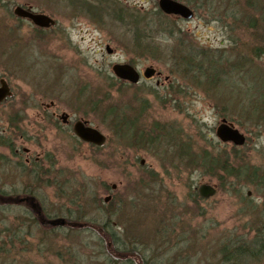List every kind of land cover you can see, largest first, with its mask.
Listing matches in <instances>:
<instances>
[{"label": "rangeland", "instance_id": "1", "mask_svg": "<svg viewBox=\"0 0 264 264\" xmlns=\"http://www.w3.org/2000/svg\"><path fill=\"white\" fill-rule=\"evenodd\" d=\"M78 1L0 0V78L14 96L0 106V142L1 135L9 137L19 151L28 148L42 158L35 180L26 176L27 170L18 173L10 162L11 151L0 146V192L11 195L14 204L0 205V220L19 213L25 217L24 195H32L47 214L68 220L61 236L48 226L29 229L25 224L21 230L31 235L25 233V243L9 248L10 258L0 264H76L73 255L79 258L77 264L264 260V246H258L264 242V43L240 33L233 14L242 16V8L247 16L248 8L241 0H199L195 10L191 7L192 19L170 17L172 33L151 30L140 42L127 32L132 25L118 21L120 14L113 9L124 7L142 17L158 9L157 0H85L102 3L100 12ZM16 7H32L56 27L40 36L27 24L21 29V19L13 14ZM259 22L249 31L261 34L264 21ZM251 47L262 56L254 54L251 61ZM190 48L206 69L212 59L216 64L227 60L220 84L196 83L177 63ZM130 61L140 73L152 66L168 75L173 83L168 91L177 93L180 84L184 97L164 102L173 93L155 80L119 84L111 67ZM41 97H52L56 111L89 121L107 138L104 146L78 144L70 133L50 126L45 131L37 116ZM113 107H127L128 116L142 114L136 134L106 117ZM222 119L246 137L245 144L218 141L215 129ZM170 138L175 140L172 146ZM182 145L197 160L221 153L237 176L204 173L198 162L178 156ZM203 184L216 189L207 200L196 196ZM108 195L112 198L105 203ZM106 225L122 246L135 249L117 251L119 243L99 233Z\"/></svg>", "mask_w": 264, "mask_h": 264}, {"label": "trees", "instance_id": "2", "mask_svg": "<svg viewBox=\"0 0 264 264\" xmlns=\"http://www.w3.org/2000/svg\"><path fill=\"white\" fill-rule=\"evenodd\" d=\"M176 1L181 2V3L189 6L190 8L192 7L194 9V7L197 6V3L199 0H176ZM241 1H242V7H244V8L247 7L248 10L250 11V14L245 16L244 10L242 8H241L242 16L238 15L233 10L234 11L233 14L235 15L234 16L235 25L238 28V31L240 33L243 31L244 32L246 31L249 33L251 38H256V39L258 38L259 41L264 43V27H262L263 30L261 31V34H259V35H257L258 30L250 32L251 30L256 29L257 26H259L258 21H260V22L264 21V0H241ZM75 3H77V4L81 3L83 6H86V7L92 5L91 3H88V1H85V0H79L78 2H75ZM91 7H92V10H94L95 12H100V10L102 9L103 6H102V3H97V5L93 4ZM227 7H229V5ZM227 7H225L226 8L224 10L225 12H227L229 10V8H227ZM104 8L107 9L106 7H104ZM113 10L119 12V14H120V16L118 15V18H117L118 21L124 22L125 24H127L129 22L127 25H129V24L132 25L128 28L127 32L128 33L131 32L132 34L134 33L135 38L137 36L138 40L140 42L149 38L150 35L148 33L151 32V30H153L155 32H159V33H164L167 31H168V34H169V32L172 33L173 27H171L170 22H169L170 17L164 15L158 9L155 12H152L146 16L144 15L142 17L141 16L136 17V15H134L133 13H130L129 11L127 12L124 7H120V6L114 8ZM131 14H133V15H131ZM127 17H131V18H129V20L128 19L125 20L124 18H127ZM134 18H136V19H134ZM141 23L143 24L142 28L140 27ZM137 24H138V26H136ZM165 26H166V28H165ZM153 27H156L157 29H154ZM249 29H250V31H249ZM259 46L261 48V45H259ZM254 49H255V51H254ZM260 50H261L260 52L262 54H264V49H260ZM260 52H259V49L251 47V54L252 55L249 56L251 61H252V57H254L253 55L254 54L258 55ZM262 54H261V56H262ZM195 55H196V53L192 52V49L190 48L189 51L186 52L185 56L184 55L179 56V58L177 59V63L181 66L183 65L186 68L187 73L192 74V78L194 79V82H196V83H199L201 81H206V83H204V84H207L208 87H211L210 85H216L217 83H219V81L221 82L222 79H220V73H223L225 71L223 69L222 63L223 64L228 63L227 60H224V61L220 62L219 64L217 63L218 64L217 65L214 62L215 59H212L210 57L213 62L211 63L210 61H208V69H206V68L202 67V64L199 61H197V58ZM220 57H222V56H220ZM235 65H237V64L234 63V66ZM235 68H237V67H235ZM176 79H180V78L177 77ZM202 84H203V82H202ZM170 90H173V89H170ZM121 111L123 112V109L122 110L120 109V111H117L116 108L113 107V108L109 109L108 113H106V117L110 118V120H112V122H117L119 112H121ZM127 112L128 111H126V113ZM258 117H260V116H258ZM260 120H262L261 117H260ZM127 126L134 133L135 127H133L132 124L127 125ZM177 139L180 140L179 136L178 137L176 136L175 140H177ZM175 140H174V138H173V141L171 138L169 139L171 146H172V144H175ZM170 145H168V146H170ZM177 153H178V156H180V157H181V154H182L183 158L185 156L186 162H188V163L197 164V162H198L200 164V165H198L199 168L204 173H207V172L217 173L220 171L223 174L225 173L227 175H234V177L237 176V173H234V171H232L230 168L227 167L226 160L222 157L221 153H219V155H216V157L213 159L210 158L209 156L207 157L206 154H203L197 160V158H198L197 156H195V158H193L194 155L192 154V151L190 150V148L188 147V149H186V148H184L183 145L177 149ZM12 199L13 198L11 197V195H6L5 193L0 192V205H11V204L14 205L12 203V201H13ZM78 212H80V211L78 210ZM26 215H28V213H25V217L22 216L23 218L21 219V213H19L15 217L13 216V218H11V220L5 219V218L3 220H0V224H2V228H3V230L0 232V261H7L8 258H10V256H9L10 252H8L9 248L12 249V248H15L16 246L21 247V244L25 243L24 242L25 233H26V235L27 234L31 235V233L28 231H27L28 233L23 232L21 230V227H23L25 224L26 225L28 224L26 227H28L29 229L31 227H35V228L37 226L39 227V225H37V223L32 218H28L29 216H26ZM43 217H44V214H43ZM107 217H108V215H107ZM52 230H56V231H50L51 233H54L56 235V233L60 232V236L62 235L61 234L62 229H52ZM105 230L102 231L100 229L99 233L105 232L104 238L106 240L108 239V242L110 240L113 243H119V245H115L117 251H119L121 253H125V252H127V250L135 249V247L134 248L133 247L126 248V247L122 246V243L119 242L118 240H116L118 237H115V234H113L109 230L108 226L105 228ZM78 231L81 232L80 229H78ZM63 237H64V235H63ZM127 253H129V252H127ZM57 254L59 255V253H57ZM115 255H116V253H115ZM136 255L142 260L141 253L140 254L138 253ZM73 256H74V259H72L73 262L79 263L80 262V261H78L79 258L76 255H73ZM111 257H113V254L111 255Z\"/></svg>", "mask_w": 264, "mask_h": 264}, {"label": "flooded vegetation", "instance_id": "3", "mask_svg": "<svg viewBox=\"0 0 264 264\" xmlns=\"http://www.w3.org/2000/svg\"><path fill=\"white\" fill-rule=\"evenodd\" d=\"M31 8V7H30ZM169 17H175V18H179L178 16H169ZM21 19V29L22 27L25 26V24L29 25L33 31L35 32L36 36H40L43 35L44 33H46L47 31L53 29L56 27V22L54 21L53 24H51L48 27L42 28V27H38L36 25H34L29 19L27 18H20ZM181 19V18H180ZM120 64V63H119ZM123 64H128L130 66H132L133 68H135V70L138 72L139 74V80L136 84H131L128 81L122 80L120 78L115 77L114 75V79L116 80V82H118L119 84H124V85H130V86H137L141 81H150V80H155L156 85H164L165 88H167V86H170L172 82V80L169 79L168 75H165L163 73H161L160 71L154 69L152 66H149L151 68H153L155 70L154 74L150 77V78H145L143 76V71L140 73L137 69V66H135V64L128 62V63H123ZM162 79V83L160 82V80ZM2 82L6 85L7 90H8V95H6L5 97L0 98V106H4L8 100H10L12 97V89L10 88V85L8 84L7 81H5V79L0 78V88ZM167 84V85H166ZM179 84V83H178ZM180 88L178 87L177 93L175 92V90H171L167 88V92H169V94L172 92V96L165 95L163 97L164 102L166 101V98H173L176 97L173 101H177L176 99H178V101H181V98L184 97V93H183V88L182 86L179 84ZM177 95V96H176ZM38 105H39V110L37 113L38 118L40 119V123L44 126V130H47V126L52 127L54 130L56 131H61V132H65L66 135L68 133H70L71 136H68L69 138H73L76 143L80 144V143H84V144H88V145H93L87 142L82 141L81 139H79L74 132V127L76 124H82L84 127H88V128H93L95 130H97L99 133L100 131L98 129H96L95 127L91 126L89 121L84 120L83 118H78V119H72L71 116L64 112V111H56V103L53 101L52 97L47 100L44 98H39L38 99ZM49 101V102H47ZM143 107V106H141ZM128 109L127 107H122L121 110L123 109V112H119L118 115V122L119 124H125V125H130L132 124L133 127H135L134 129V133L136 132V127H137V123L140 121L141 118V113H137L138 115H130L128 116L126 111L124 109ZM52 110V111H51ZM18 115V114H17ZM19 116V115H18ZM22 119V117H21ZM137 130L138 127H137ZM133 133V134H134ZM1 134V132H0ZM138 137L141 138L142 132H138ZM136 135V136H137ZM3 142H0V146L7 148L9 151H11V165L17 169L18 173H25L27 170L28 174L26 173L27 177H33L35 180H37V178L39 177V165L38 162L42 161L41 155L40 154H36L33 155L30 151V149L28 148H24L21 147V151H19V148H15L13 146L12 143V139H10L9 137L5 138L3 137V135H1ZM26 137V136H25ZM72 139V140H73ZM106 137L105 140L103 142V144H101L100 146H95V147H103L105 142H106ZM142 139V138H141ZM21 142H24V138L21 135ZM10 162H8L10 164ZM4 163V162H2ZM1 163V164H2ZM140 164H143V160L140 161ZM112 188H114L112 186ZM198 196V194H196ZM108 199V201L112 198V196L108 195L107 197L104 198V202H108L105 201V199ZM199 199L203 200L202 198H200L198 196ZM21 203H23L27 209L24 210L25 213H28V215L37 223V225L39 226H48L52 229H64V227L67 225V218L66 217H62V218H57L58 217V213L57 214H47L45 212V208H43L41 205H39V203H37L35 201V198L32 197V195H24L21 196ZM44 214V217H43ZM56 217V218H55ZM62 220V222H61ZM264 246V242L261 244H258V246ZM258 264H264V260H262L261 262H259Z\"/></svg>", "mask_w": 264, "mask_h": 264}, {"label": "water", "instance_id": "4", "mask_svg": "<svg viewBox=\"0 0 264 264\" xmlns=\"http://www.w3.org/2000/svg\"><path fill=\"white\" fill-rule=\"evenodd\" d=\"M157 6L160 12L167 16H178L183 20H190L193 17L192 10L185 4L176 0H157ZM13 14L18 18H27L34 25L38 27H48L54 23V20L47 15L36 13L31 8L16 7L13 10ZM108 54L112 53V50L106 46L105 48ZM113 75L122 80L128 81L131 84H136L139 80V74L132 66L128 64H114L111 67ZM155 70L151 67H147L143 71L145 78H150L154 74ZM0 88V98L8 95L6 85L2 82ZM75 135L84 142L91 143L97 146L103 144L105 137L93 128L84 127L82 124H76L74 127ZM215 137L221 143H231L236 147L245 144V137L233 126L222 119L220 124L215 129ZM198 196L202 199H209L216 193V189L210 185H200L197 188ZM105 201H108L106 198ZM62 222V220H61Z\"/></svg>", "mask_w": 264, "mask_h": 264}]
</instances>
